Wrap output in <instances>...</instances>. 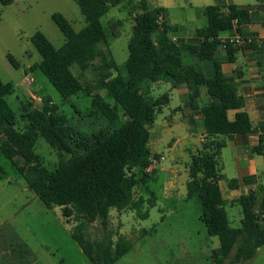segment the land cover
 <instances>
[{
	"label": "trees",
	"instance_id": "1",
	"mask_svg": "<svg viewBox=\"0 0 264 264\" xmlns=\"http://www.w3.org/2000/svg\"><path fill=\"white\" fill-rule=\"evenodd\" d=\"M0 1L4 6L12 2ZM75 1L86 25L77 31L62 14L54 13L52 20L64 35L65 43L55 49L44 34L37 32L33 43L42 57L38 67L64 102L79 94L90 97L88 117L94 124L107 125L101 124L99 130L90 134L79 132L51 99H44L40 108H22L27 124L18 130L17 114L6 101L14 86L0 80V154L11 162L27 188L48 209L62 208L66 219H75L72 237L91 264H115L133 246L122 235L114 239L111 211L118 214L133 211L145 220L149 218V211L145 209L154 208L157 203L149 184L156 177V171L151 169L152 159L160 157L151 152L150 128L169 105L170 94L153 98L149 85L164 82L172 88L186 86L193 111L198 109L197 101L204 88L211 100L201 108L206 139L202 149L191 156L187 199L199 200L201 220L208 235L219 239L220 246L211 257L214 264H243L252 260L264 246V196L259 199L258 193L252 191L232 202L242 214L241 226L233 228L219 183L224 179L220 168L221 151L226 147L224 139L254 134L256 130L243 111L244 99L238 94L234 78L222 72L217 57L222 47L228 61L234 62L241 49L254 44L237 47L223 42L220 36L226 32L248 36L242 28L250 23L256 6L238 7L216 0L215 5L204 11L207 25L197 31L198 41L190 44L184 39L171 38L175 30L165 22L163 10L150 9L147 0ZM134 1L137 14L128 43V58L122 72L101 76L96 88L106 91L104 97L93 88L84 87L72 69L78 67L86 72L100 59L105 69L117 70L110 53L100 47L109 45V35L101 20L111 8ZM120 26L122 21L118 20L112 27V38L119 37ZM9 60L18 68L11 57ZM205 62H213L211 76L205 74ZM116 111L125 119L112 120ZM229 111H237L232 121ZM39 138L60 155L54 170L46 168L35 151ZM252 151L256 155L264 154V136ZM64 156L68 158L64 160ZM4 174L0 166V179ZM228 185L233 190L237 181L231 180ZM137 190L145 191L148 197L142 193L137 195ZM95 223L100 240L90 237L88 228Z\"/></svg>",
	"mask_w": 264,
	"mask_h": 264
},
{
	"label": "rangeland",
	"instance_id": "2",
	"mask_svg": "<svg viewBox=\"0 0 264 264\" xmlns=\"http://www.w3.org/2000/svg\"><path fill=\"white\" fill-rule=\"evenodd\" d=\"M136 11L135 1L126 2L124 6L111 8L102 18V24L109 35V45L101 44L100 47L110 53L117 70L115 67L105 69L100 59L95 60L86 72L73 67V74L84 87L93 88L106 97V91L96 88L98 81L103 74L111 72L115 76L123 71ZM54 13L62 14L77 31L86 25L75 0H12L5 6L0 1V80L14 86V92L6 97V101L17 114L18 130H23L27 124L22 108H40L44 99H51L76 130L90 134L99 130L101 124L102 127L107 125L103 122L94 124L88 117L91 98L79 94L64 102L38 67L42 57L33 43L37 32L44 34L55 49L62 48L65 43L64 35L52 20ZM190 16L187 14V17ZM118 20L122 21V26L119 28V37L114 39L111 37L112 27ZM202 25H205V20ZM9 57L18 64V68L10 62ZM170 86L164 82L149 85L153 98L164 93L171 95L170 104L163 108L150 128L151 150L160 157L158 175L149 184V188L158 197L157 206L145 209L149 211V218L145 220L129 210L121 217L115 211L112 212L114 239L122 235L133 246L115 264H214L211 257L220 246L219 239L208 235L201 220L202 207L199 200L187 199L188 167L191 156L202 149V127H196L192 132L182 112L172 114V110L181 105V99ZM112 118L125 119L118 111ZM35 151L46 168H57L60 155L43 138L37 140ZM254 156L258 157L256 154ZM233 157L232 149L222 150L220 168L224 175L223 191L228 190V181L236 177L237 167ZM67 158L64 156V160ZM0 166L5 173L0 179V264H91L72 237L75 219H66L62 208L48 209L27 188L11 162L1 154ZM163 167L178 172V195L173 203L164 199L166 171L162 170ZM260 177L264 181V173H260ZM242 189L244 186L241 185L240 193H243ZM144 192L137 190L136 194L144 195ZM256 192L261 199L264 196V185ZM225 210L230 225L239 228L242 221L240 208L229 202ZM88 230L93 240H100L101 234L96 223ZM144 230L147 234H142ZM243 264H264V246L252 260Z\"/></svg>",
	"mask_w": 264,
	"mask_h": 264
},
{
	"label": "crops",
	"instance_id": "3",
	"mask_svg": "<svg viewBox=\"0 0 264 264\" xmlns=\"http://www.w3.org/2000/svg\"><path fill=\"white\" fill-rule=\"evenodd\" d=\"M225 2L238 7L256 6L251 13L250 23L244 25L242 28L247 35L254 38V44L241 49L237 53L234 62L228 61L222 47L219 48L217 57V61L221 64L222 72L234 78L238 94L244 99L243 111L249 115L251 123L256 130L254 134L235 135L232 139L221 138V140L224 139L226 142L224 149H232L234 153V157L232 158L233 163L237 167L236 177L235 179H231L237 181L236 188L233 190L229 189L228 184L231 181L229 180L227 183L228 190L223 191L221 189L227 204L229 202L232 204L234 200L242 195L257 191L260 186L264 185V181L260 177V173H264V154L255 157L252 151L258 145L260 137L264 136V0H225ZM147 4L150 9L163 10L165 22L175 30V33L171 35L173 40L184 39L188 43L193 44L198 41L196 37L197 31L205 28L207 25V18L204 13L205 9L215 5L216 0H147ZM187 14H191V16L187 17ZM204 20L205 25H202ZM235 34L236 32L233 34L228 32L222 33L220 38L223 41ZM203 68L207 76L213 74V62L203 63ZM170 89L176 90L181 99V105L172 110V114L182 112L183 116L187 117V123L191 126L192 132H194L196 127H202L203 115L201 108L211 101L206 89L203 88L201 90L196 111L191 110L187 97L188 88L186 86L171 87ZM236 113L237 111H229L228 117L231 121L234 120ZM202 131L201 144L206 139L203 127ZM158 165L154 167L156 176L158 175ZM162 170L166 171L164 199L173 203L176 201L178 195V172L165 167ZM219 185L222 188V181ZM241 185L244 186V189H242L243 193H240ZM113 211L115 210L111 211L110 216ZM122 214H120V217Z\"/></svg>",
	"mask_w": 264,
	"mask_h": 264
},
{
	"label": "built area",
	"instance_id": "4",
	"mask_svg": "<svg viewBox=\"0 0 264 264\" xmlns=\"http://www.w3.org/2000/svg\"><path fill=\"white\" fill-rule=\"evenodd\" d=\"M159 22L160 23L163 22L162 16L159 17ZM234 24H237V22L235 21ZM253 39L254 38L252 36H249V35L248 36H241L240 34L236 33L234 36L223 40V42L232 44V45L237 46V47H245V46L251 44L253 42ZM159 161H160L159 159L153 158L151 168H154L156 165H158Z\"/></svg>",
	"mask_w": 264,
	"mask_h": 264
}]
</instances>
